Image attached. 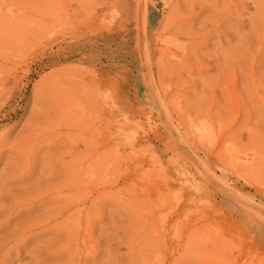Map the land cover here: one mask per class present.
<instances>
[{"label": "rangeland", "instance_id": "obj_1", "mask_svg": "<svg viewBox=\"0 0 264 264\" xmlns=\"http://www.w3.org/2000/svg\"><path fill=\"white\" fill-rule=\"evenodd\" d=\"M0 264H264V0H0Z\"/></svg>", "mask_w": 264, "mask_h": 264}, {"label": "bare ground", "instance_id": "obj_2", "mask_svg": "<svg viewBox=\"0 0 264 264\" xmlns=\"http://www.w3.org/2000/svg\"><path fill=\"white\" fill-rule=\"evenodd\" d=\"M202 127V126H201ZM205 131V130H204ZM201 132V131H200ZM202 133V132H201Z\"/></svg>", "mask_w": 264, "mask_h": 264}]
</instances>
